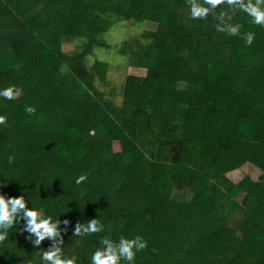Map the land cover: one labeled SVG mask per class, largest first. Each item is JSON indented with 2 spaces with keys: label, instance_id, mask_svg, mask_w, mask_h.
Wrapping results in <instances>:
<instances>
[{
  "label": "trees",
  "instance_id": "1",
  "mask_svg": "<svg viewBox=\"0 0 264 264\" xmlns=\"http://www.w3.org/2000/svg\"><path fill=\"white\" fill-rule=\"evenodd\" d=\"M146 22L157 29L108 39ZM229 24L237 35L217 30ZM100 51L131 63L120 107L111 63H91ZM11 86L0 193L60 220L64 257L90 264L101 237L139 235L147 247L134 264H264V27L246 13L225 4L193 19L187 0H0V89ZM246 162L261 176L234 184L227 174ZM116 194L125 203L111 206ZM94 218L102 232L72 235ZM25 225L0 241V264H40L53 245L33 247Z\"/></svg>",
  "mask_w": 264,
  "mask_h": 264
},
{
  "label": "clouds",
  "instance_id": "2",
  "mask_svg": "<svg viewBox=\"0 0 264 264\" xmlns=\"http://www.w3.org/2000/svg\"><path fill=\"white\" fill-rule=\"evenodd\" d=\"M190 7V15L193 19H204L209 13H214L217 5H227L230 9H239L251 17V23L264 27V0H203L202 3L198 0H187ZM224 13H220L223 17ZM240 25H217V30L227 32L229 35H237ZM244 42L246 45H251L254 39V33L246 32L244 34ZM18 91V90H16ZM14 86L0 89V97L11 100L16 94ZM26 112L32 113L34 109L27 107ZM5 121V117L0 115V123ZM85 175H80L76 178L75 183L80 184L86 180ZM31 203L30 199L25 200L24 195L19 197H6L0 193V241H3L8 236V230L11 229L16 221L21 219L26 220V225L22 231H27L35 235V240L32 241L33 247L40 245L45 239H53V245L49 246L46 251L39 253L40 264H77V257L73 254L70 257L62 255L61 247L64 241L61 237L60 228L61 221L53 220L51 216H45L42 210L34 207H28ZM68 224V221H63ZM103 225L94 218L87 221L86 224L77 222L72 235L88 236L93 233L102 232ZM66 231V229H64ZM29 240L31 236L27 237ZM99 244L102 247L96 248L90 257V264H120L121 260L127 264H134L135 254L147 247V241L137 235L133 239H126L121 236L118 243H114L107 237H101Z\"/></svg>",
  "mask_w": 264,
  "mask_h": 264
},
{
  "label": "rangeland",
  "instance_id": "3",
  "mask_svg": "<svg viewBox=\"0 0 264 264\" xmlns=\"http://www.w3.org/2000/svg\"><path fill=\"white\" fill-rule=\"evenodd\" d=\"M136 27L131 26L130 24L128 25H118L114 30H111L108 39L112 42V43H120L122 41L123 38H125V36L130 35L131 33H136V34H141L142 31H155L157 29V24L154 22H146L141 28L140 30H137L135 32ZM67 49H72L71 45L67 46ZM101 53L97 52V55L95 56V58H93V60L91 59V63H93L94 61H96V59L101 60V61H107L108 63H111V73L109 78V81H114V85L112 89H114V93H115V98H113L115 100V104L117 105V107H120L122 104V98H121V94L119 92V89L121 90V88L123 87V85L126 82V78L127 76H129L132 73V69H130L131 67V63L130 62H126V61H118L117 62V56L115 55L114 51L111 52H107V51H100ZM130 65V66H129ZM129 68H128V67ZM145 72V71H143ZM96 85L99 87V89L101 91L106 92V94H109V92L111 91V89L108 88H104L100 82L96 83ZM117 88V89H116ZM185 88V85L180 84L177 89L178 90H182ZM17 95H14V98H16ZM107 99L111 100L112 96H108L106 97ZM262 172L261 169L252 164L251 162H246L243 165H241L240 168L230 172L227 174V177L230 181H232L234 184H239L240 182H242L245 178H249L252 182H255L260 176H261ZM123 195L120 194H116L114 195V197L111 199V206H115V205H120L125 203L124 198L122 197ZM245 194L241 193L240 195L237 196L236 200L242 202L243 198H244ZM180 202L183 201H187L190 197L189 194L187 192H177L176 196H175Z\"/></svg>",
  "mask_w": 264,
  "mask_h": 264
}]
</instances>
